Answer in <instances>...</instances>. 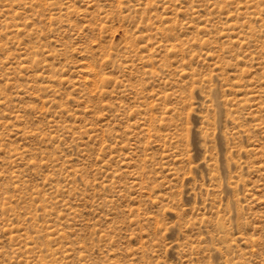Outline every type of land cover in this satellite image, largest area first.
<instances>
[{"label": "rangeland", "instance_id": "obj_1", "mask_svg": "<svg viewBox=\"0 0 264 264\" xmlns=\"http://www.w3.org/2000/svg\"><path fill=\"white\" fill-rule=\"evenodd\" d=\"M0 264H264V0H0Z\"/></svg>", "mask_w": 264, "mask_h": 264}]
</instances>
